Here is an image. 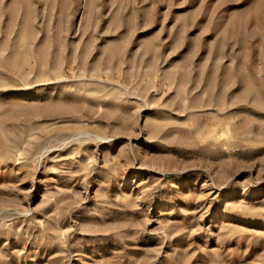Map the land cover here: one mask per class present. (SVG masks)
I'll use <instances>...</instances> for the list:
<instances>
[{"label": "rangeland", "instance_id": "1", "mask_svg": "<svg viewBox=\"0 0 264 264\" xmlns=\"http://www.w3.org/2000/svg\"><path fill=\"white\" fill-rule=\"evenodd\" d=\"M0 264H264V0H0Z\"/></svg>", "mask_w": 264, "mask_h": 264}]
</instances>
